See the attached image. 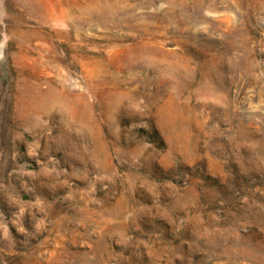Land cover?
<instances>
[{"label": "rangeland", "instance_id": "374dc122", "mask_svg": "<svg viewBox=\"0 0 264 264\" xmlns=\"http://www.w3.org/2000/svg\"><path fill=\"white\" fill-rule=\"evenodd\" d=\"M0 264H264V0H0Z\"/></svg>", "mask_w": 264, "mask_h": 264}]
</instances>
